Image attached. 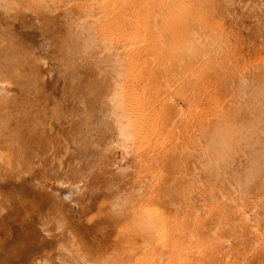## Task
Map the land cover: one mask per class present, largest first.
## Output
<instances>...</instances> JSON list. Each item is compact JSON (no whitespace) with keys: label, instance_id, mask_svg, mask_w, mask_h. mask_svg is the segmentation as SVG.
<instances>
[{"label":"rangeland","instance_id":"obj_1","mask_svg":"<svg viewBox=\"0 0 264 264\" xmlns=\"http://www.w3.org/2000/svg\"><path fill=\"white\" fill-rule=\"evenodd\" d=\"M157 1L0 0V264H75L79 255L264 264V126L212 166L196 146L202 135L205 150L218 114L264 80V0H179L164 9ZM157 26L165 27L158 41ZM194 31L201 50L185 56L180 46ZM130 37L139 41L119 55L103 50L105 40ZM222 38L227 50L211 51ZM113 65L132 101L145 102L126 157L109 143ZM146 202L166 217L165 243L152 250L130 233L131 211ZM59 242L72 251L62 256Z\"/></svg>","mask_w":264,"mask_h":264},{"label":"bare ground","instance_id":"obj_2","mask_svg":"<svg viewBox=\"0 0 264 264\" xmlns=\"http://www.w3.org/2000/svg\"><path fill=\"white\" fill-rule=\"evenodd\" d=\"M101 1L102 0H91V4H92L91 8L95 7L96 5H98ZM178 1L179 0H158L156 2V4H154V6H155L156 9H158V8L164 9L165 7H169L171 5H174ZM89 5H90V3H89ZM86 8L87 7H85V9ZM151 11L153 12V10H151ZM161 12H162V10H159L158 15H156V19L160 18L159 16H160ZM149 13H151V12H149ZM153 14H154V12H153ZM153 14H150V16H152ZM92 16L93 15L91 14V12L88 13L87 14V19H90ZM151 21H152V19L150 18V24L153 23V21L152 22ZM156 21H158V20H156ZM161 27L162 26H160V27L157 26V30L158 31H157L156 41L159 40V37H160V39H162V35H163L162 33H164L163 32L164 30H162V29H165V27L162 28V29H161ZM148 29H147V32H148L147 35L148 34L151 35L152 33H150L149 32L150 30H148ZM154 30L152 31L153 34H155L154 32H156ZM166 31H168V29H166ZM139 32H140V34L143 33L141 31H139ZM137 34H138V31H137ZM137 34L135 35V32H134V35L136 37H138ZM153 34H152V36H153ZM166 34H167V32H166ZM130 35H132V34L130 33ZM141 36H142V34H141ZM191 36H190L191 38H189L187 41L184 39V41H186V43L185 44H181V46H180L181 48H182V45L185 46L184 55L187 54L189 56V55H192L195 52H197V50H198V52H199V50H201L202 45H200L201 44V42H200L201 40L200 39H202V38L199 35V33L194 31ZM122 37H123V35H122ZM136 37L127 38V41H125L126 44H124V43L122 44L119 40H116L117 38L116 39L111 38V39L105 40L104 41V45H103V50L108 53L107 55H114V54L119 55L120 51L125 47V45L128 46V45H131L132 43H137L139 41L138 38H140V37H138L137 39H136ZM120 38H121V36H120ZM186 39H187V37H186ZM136 40H138V41L136 42ZM214 40L216 41V39H214ZM156 41L154 42V44L156 43ZM181 42H182V39H181ZM151 43H152V40H151ZM203 43H205V42H203ZM211 43H212V40H211ZM159 45H161V42L159 43ZM156 46H158V43H156ZM156 46H155V48H156ZM159 49H161V47L158 48V51H159ZM163 49H164V46H163ZM103 50H102V52H103ZM211 51H212V48H211ZM203 54H204V51H203ZM117 55L114 56V57L115 58L118 57ZM206 56H207V54H206ZM104 58H105V56H104ZM110 58H111V56H110ZM105 61H106V63L109 62V60H105ZM110 62L112 63L111 59H110ZM115 63H118V62L116 61ZM105 65L107 66V64H105ZM114 66L115 65H113V68H114ZM111 68L109 67V69H111ZM117 68L118 67L114 68V70H115V73L113 72L115 74L114 78H110L111 80L113 79V81L110 80L112 84H111V87H110V91H108L109 94L107 92L108 96L106 95L107 96V101H106V105L105 106H106V110H107V116H106L105 113L104 114H105V116L107 118H110V121L112 123V127H111L110 121H109V125H110V127H111V129L113 131V134H112V132L108 133V134L114 135V136H112L114 139H111L113 141H111V142L109 141V143H111V145H110L111 150L112 151H116L122 157H126V156H129V155L132 154V151L134 149L135 143L137 142V139L139 141L140 130H142V127H140V125L138 123L139 118H137L138 116L136 115V112H138V111H136V109L138 108L137 105H138L140 99L137 102V100L139 98L138 97L139 95H137V97H138L137 100L135 98V101L133 102L132 100L134 99V97L131 98V97H129V95H127V93L125 92V86H123V84H120V82L118 81V77L120 76V70L117 69ZM109 72H110V70H109ZM111 76H112V74L110 75V77ZM106 96H105V98H106ZM143 98L144 97H142V99H141L142 101H140V103H142V104L144 102ZM173 99H174V97H173ZM103 102H104V100H103ZM140 103H139V107H140ZM141 108H142V111L144 112V109H143L142 106H141ZM138 109L140 110V108H138ZM182 110H184V106L183 105H182ZM182 113H184V111H182ZM180 114H181V110H180ZM147 115H145V113H144V118ZM137 119H138V121H137ZM146 119L147 118H145V120ZM106 120H108V119H106ZM149 122H150V120H149ZM149 122H148V125H149ZM151 125H153V128H154V123H152ZM151 125L149 126V128L151 127ZM147 128H148V126H147ZM144 129H145V127H144ZM147 131H148V129H147ZM144 133H145V131H144ZM148 133H150V132H148ZM201 133H203V132H201ZM151 135H152V131H151ZM197 135H198V133H197ZM148 138L150 139L151 137L149 136ZM195 138L196 137L194 136L193 142H195V144H196L197 143V139L195 141L194 140ZM145 142H146V140L143 143L145 144ZM146 143H148V142H146ZM204 143H205L204 142V137L202 135H199L198 143H197L196 146H199L197 151H198V153H201V156L205 154V150H204V148H202L204 146ZM145 145L143 147L141 145V147L142 148L145 147L147 149V147H146L147 145L146 146ZM106 151H107V149H106ZM137 151H138V149H137ZM103 152L107 154V152H105V151H103ZM110 153H112V152H110ZM230 187L233 189L234 192L239 191V187H238L237 184H232V185H230ZM229 199L233 200V194L229 197ZM238 207L240 209V207H242V206L239 205ZM234 211L237 212L238 210L236 209ZM240 211H241V209H240ZM241 213L244 216V218L242 217V219H245V222L248 223V225H249V223L251 221V214H250L251 212L248 211L247 209H244ZM131 215H132V220H133V227L130 229V233L133 236L132 238H139L141 240L142 244L144 245V247H147L148 249H151V250L154 249V248L156 249L158 247V245H160V244L163 245L165 243L166 217L164 216V214L162 212L159 213L156 210L151 209L149 204L146 202V203H142L138 208H135L134 210H132L131 211ZM240 219H241V217H240ZM246 223H245V225H247ZM46 225L47 224L44 223L42 229L47 232L48 230L46 229ZM250 225L252 226V228L254 230H256L255 223H252ZM253 233L255 234L256 232L253 231L252 234ZM57 246H58L57 249L61 253L62 256H64L65 254H68V252H71L72 251V247H73L71 242H59ZM79 258H80V261L79 260L74 261L75 264H84V263H86V264H123L124 263L122 261L123 257H121V256L118 257V256H111L110 255L106 259L97 258L95 261H90V262L85 261L83 256L79 255ZM118 258H120L121 261L116 262ZM173 259H175V261ZM176 259H177L176 256H174L172 258L173 263L176 262ZM182 259H183V257H182ZM172 260L170 261L171 264H172ZM156 262H158V261H156ZM43 264H51V262L44 261ZM176 264H178V263L176 262Z\"/></svg>","mask_w":264,"mask_h":264},{"label":"clouds","instance_id":"obj_3","mask_svg":"<svg viewBox=\"0 0 264 264\" xmlns=\"http://www.w3.org/2000/svg\"><path fill=\"white\" fill-rule=\"evenodd\" d=\"M211 47L216 51H226L228 41L226 38L218 39ZM258 124L264 126V80L248 83L236 106L218 114L207 137L206 164L212 166L227 160L240 145L251 140Z\"/></svg>","mask_w":264,"mask_h":264}]
</instances>
